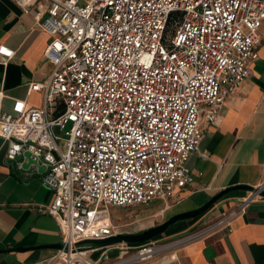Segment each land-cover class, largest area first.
Segmentation results:
<instances>
[{
	"label": "built area",
	"instance_id": "2783aa9c",
	"mask_svg": "<svg viewBox=\"0 0 264 264\" xmlns=\"http://www.w3.org/2000/svg\"><path fill=\"white\" fill-rule=\"evenodd\" d=\"M9 1L23 13L41 1L38 29L49 38L50 74L27 88L40 106L15 101L3 113L0 90L5 158L28 152L52 195L40 212L55 221L62 249L43 264L149 262L229 232L262 199L264 181L227 210L210 207L181 234L71 253L77 243L121 234L110 208L165 201L191 183L185 164L202 138L200 119L213 124L225 96L250 76L264 0ZM12 56L0 45V65Z\"/></svg>",
	"mask_w": 264,
	"mask_h": 264
},
{
	"label": "crops",
	"instance_id": "0c3cea01",
	"mask_svg": "<svg viewBox=\"0 0 264 264\" xmlns=\"http://www.w3.org/2000/svg\"><path fill=\"white\" fill-rule=\"evenodd\" d=\"M41 5L37 1L23 13L9 0H0V45L13 52L12 58L0 65L3 113L12 114L15 101L40 106V94L27 88L31 83L44 81L51 71L43 57L49 38L38 29L43 16L37 7ZM258 33L257 58L250 64V76L225 96L220 116L213 124L206 125L200 119L202 138L185 164L191 183L174 191L165 201H152L158 203V208L145 216L126 219L135 207L110 208L111 221L121 227V234H131L124 229L129 225L126 221L135 223L163 213L171 217L199 208L226 188H254L264 181V19ZM5 148L0 139V264H43L56 252L49 246L60 243L55 221L40 212L52 195L41 185V173L31 166L22 169V156L7 160ZM233 192L212 206L227 210L244 194ZM203 214L177 221L163 233L168 232L167 237L180 234ZM141 264H264V197L249 204L232 222L229 232L220 231L169 256Z\"/></svg>",
	"mask_w": 264,
	"mask_h": 264
},
{
	"label": "water",
	"instance_id": "95a60500",
	"mask_svg": "<svg viewBox=\"0 0 264 264\" xmlns=\"http://www.w3.org/2000/svg\"><path fill=\"white\" fill-rule=\"evenodd\" d=\"M22 158H23V162L21 163L22 169H28L30 166H32L36 168V171L38 173H41L43 171L44 168L42 165H37L35 161L30 160L28 152H24L22 154ZM233 191L252 192L254 191V188L249 187V186H243V185L226 188L218 192L216 195L210 198L205 204H203L199 208H196L188 212L175 214L171 216L170 218H168L167 220H165L164 222L154 227H150V228L138 231L136 233H131V234H118L116 236H113V237H110L104 240H86V241L75 244L73 248L70 249V252L71 253H74V252L81 253V252H88V251L96 250V249L114 247L118 245L144 243L162 234L170 225L174 224L177 221L198 217L199 215L203 214L208 208H210V206H212L222 196L226 195L229 192H233ZM259 196L263 198L264 192H260ZM49 247L56 249V250L62 249L61 244H56V245L49 246Z\"/></svg>",
	"mask_w": 264,
	"mask_h": 264
},
{
	"label": "rangeland",
	"instance_id": "374dc122",
	"mask_svg": "<svg viewBox=\"0 0 264 264\" xmlns=\"http://www.w3.org/2000/svg\"><path fill=\"white\" fill-rule=\"evenodd\" d=\"M58 136L60 138H63L62 133H60ZM56 143H57L59 148H62V143H63L62 140H58V141H56ZM156 208H158V203L157 202H151V203H149L147 205V207H139V208L135 207V209L131 208L132 212H130L129 214L126 215V219H130L134 215H137L139 217L148 215L149 213H151ZM167 217H168V215L167 214L165 215L163 213L162 216H157V217H150L149 216V217L143 218L140 221H137L135 223H129L131 221H126V223H128L129 225L127 227H125L124 229L126 231H128V232L135 233V232L141 231V230L149 228V227H154V226L162 223L163 221H165L167 219ZM167 234H168V232L167 233H162L158 237L149 240V242L165 239L167 237ZM129 245H132L131 247H136V244H129ZM122 248H124V247H122ZM118 252L119 251H117V249H114L112 251H109L107 253V256L110 259H114L118 255ZM99 253H100V251H96V252H93V253H90V254H85V258L86 259H90V260H95L98 257ZM130 253H131V251H128L127 254H130Z\"/></svg>",
	"mask_w": 264,
	"mask_h": 264
},
{
	"label": "trees",
	"instance_id": "16d2710c",
	"mask_svg": "<svg viewBox=\"0 0 264 264\" xmlns=\"http://www.w3.org/2000/svg\"><path fill=\"white\" fill-rule=\"evenodd\" d=\"M151 240V239H150ZM137 245V244H136Z\"/></svg>",
	"mask_w": 264,
	"mask_h": 264
}]
</instances>
